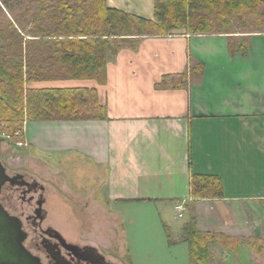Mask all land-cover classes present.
<instances>
[{
    "label": "crops",
    "instance_id": "0c3cea01",
    "mask_svg": "<svg viewBox=\"0 0 264 264\" xmlns=\"http://www.w3.org/2000/svg\"><path fill=\"white\" fill-rule=\"evenodd\" d=\"M107 2L155 18L154 0ZM236 35L248 36L247 53L230 52L228 34L146 36L109 59L104 82H30L95 89L106 107L105 118L26 121L24 134L37 153L65 159L67 167L51 166L50 173L109 218L130 264H190L178 213L195 217L201 231L264 241V33ZM74 156L95 168L80 174L96 182L89 194L72 184L80 173L69 162ZM194 173L218 176L223 195L194 201ZM247 245L234 252L216 243L210 251L224 262L234 252L237 263Z\"/></svg>",
    "mask_w": 264,
    "mask_h": 264
},
{
    "label": "trees",
    "instance_id": "16d2710c",
    "mask_svg": "<svg viewBox=\"0 0 264 264\" xmlns=\"http://www.w3.org/2000/svg\"><path fill=\"white\" fill-rule=\"evenodd\" d=\"M38 1L44 6L34 11V0H0V124L20 136L26 121L106 117L95 89L30 88L28 82H104L109 59L123 47L136 48L140 37L228 34L230 52L247 53L248 36L236 34L264 32V0H154V19L107 0ZM166 81L160 86H168ZM190 193L194 201L221 197L220 178L194 173ZM182 240L189 245L190 264L208 263L213 243L237 252L246 241L259 253L264 242L201 231L195 217L184 227Z\"/></svg>",
    "mask_w": 264,
    "mask_h": 264
},
{
    "label": "rangeland",
    "instance_id": "374dc122",
    "mask_svg": "<svg viewBox=\"0 0 264 264\" xmlns=\"http://www.w3.org/2000/svg\"><path fill=\"white\" fill-rule=\"evenodd\" d=\"M33 10L41 9L44 5L41 4L38 0H34ZM49 5L53 4L52 0H49ZM28 2V1H27ZM176 31H184V30H176ZM255 32L249 33L253 34ZM264 33V32H257ZM35 82V81H32ZM34 84L28 82L27 87L30 88H38L32 86ZM25 128V126H24ZM25 132H23V136L19 135V133L8 132L3 128V124H0V158L4 165L7 167V172L10 175L18 173H22L26 175V179L36 180L40 184L44 185V197L46 199L43 204V208L47 211V220L51 223L55 228L60 229L66 232L68 235L73 236L75 239H82L84 241H93L96 243H105L112 244V248L107 249L111 253L115 254V257L118 258L119 262L122 264H130L127 258L125 251L115 246V241L118 240L111 230H113L112 225H110V220L106 216L99 217L92 207H87L83 205L82 199L78 198L79 195H76L77 191L74 190L73 193L67 192L66 189L61 187V175L52 174V167H67L65 159L61 156H51V159L42 153H37L36 150L29 148L28 143L25 140ZM81 160L79 157L74 156L72 159H69L70 164H75L73 169L79 170L80 173L73 174L74 179L72 184L79 192H84L85 194H89L92 188L96 186V182L93 180V177H88V179H81L80 174L83 170L87 172H93L95 169L92 163L87 166H84L82 163H78ZM90 162V161H89ZM56 182H51L52 179ZM4 192L12 195V205L17 211L25 210L26 213L32 212L35 207V200L33 203L29 204L27 201H23L21 198L20 189L16 187V185L7 184L4 188ZM42 191L39 190L35 199H37ZM105 191H96L95 198L104 194ZM29 197V195H27ZM109 208V207H107ZM176 210H180V208H176ZM183 214L178 213V220L176 222L177 227L181 231V239L183 237L184 227L187 226L191 218L189 216L182 217ZM198 226V224H197ZM216 243H213L211 246ZM247 244L246 241L242 242L240 246ZM223 246V245H222ZM248 247L242 251H245L243 255H241L242 260H239V257L236 258L234 252H230V258L224 262L222 258L214 257V254L210 252V256L208 259V263L206 264H264V242L260 245L261 252H256L249 245ZM247 249L252 250V253ZM238 252V251H237Z\"/></svg>",
    "mask_w": 264,
    "mask_h": 264
},
{
    "label": "flooded vegetation",
    "instance_id": "af4514ba",
    "mask_svg": "<svg viewBox=\"0 0 264 264\" xmlns=\"http://www.w3.org/2000/svg\"><path fill=\"white\" fill-rule=\"evenodd\" d=\"M16 174L19 173L17 172ZM23 175L26 179V175ZM20 180L22 179H18L14 186L16 185L20 189L23 201L31 204L35 200L33 211L26 213L25 210L20 212L15 210L12 205V195L4 192V188L10 182H6L0 191V204L12 215L20 218L22 228L26 233L23 245L30 253L33 264H122L115 257V254L107 249L92 241L75 239L66 232L55 228L48 222V214L43 205L40 206L38 204L40 200L44 199L46 201L43 193L45 190L44 185L36 180L29 181L27 179L30 182L29 184L20 185L18 183ZM39 190L42 192L35 199V195Z\"/></svg>",
    "mask_w": 264,
    "mask_h": 264
},
{
    "label": "water",
    "instance_id": "95a60500",
    "mask_svg": "<svg viewBox=\"0 0 264 264\" xmlns=\"http://www.w3.org/2000/svg\"><path fill=\"white\" fill-rule=\"evenodd\" d=\"M18 179L20 185L29 184L22 173L11 176L0 160V191L6 182L14 185ZM44 199L38 204L43 205ZM26 233L19 217L12 215L0 204V264H33V259L25 249L23 241ZM37 264V263H36Z\"/></svg>",
    "mask_w": 264,
    "mask_h": 264
},
{
    "label": "built area",
    "instance_id": "2783aa9c",
    "mask_svg": "<svg viewBox=\"0 0 264 264\" xmlns=\"http://www.w3.org/2000/svg\"><path fill=\"white\" fill-rule=\"evenodd\" d=\"M178 208H181L180 206H178Z\"/></svg>",
    "mask_w": 264,
    "mask_h": 264
}]
</instances>
